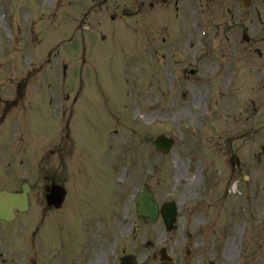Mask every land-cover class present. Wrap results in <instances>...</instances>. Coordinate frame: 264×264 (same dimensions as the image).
<instances>
[{
    "label": "rangeland",
    "instance_id": "rangeland-1",
    "mask_svg": "<svg viewBox=\"0 0 264 264\" xmlns=\"http://www.w3.org/2000/svg\"><path fill=\"white\" fill-rule=\"evenodd\" d=\"M101 1L0 0V190L33 184L0 264H264V0Z\"/></svg>",
    "mask_w": 264,
    "mask_h": 264
},
{
    "label": "water",
    "instance_id": "water-1",
    "mask_svg": "<svg viewBox=\"0 0 264 264\" xmlns=\"http://www.w3.org/2000/svg\"><path fill=\"white\" fill-rule=\"evenodd\" d=\"M157 145L163 151H168L171 147V141L165 137H160L157 140ZM28 187L23 186V192L0 191V218L12 220L15 217L14 209L25 211L29 207ZM63 198V197H62ZM61 198V199H62ZM139 213L155 220L158 217V205L152 200V194L144 193L138 197ZM163 215L168 225H171L176 218V209L170 204L163 208ZM135 264L133 257L122 259L121 264Z\"/></svg>",
    "mask_w": 264,
    "mask_h": 264
},
{
    "label": "flooded vegetation",
    "instance_id": "flooded-vegetation-1",
    "mask_svg": "<svg viewBox=\"0 0 264 264\" xmlns=\"http://www.w3.org/2000/svg\"><path fill=\"white\" fill-rule=\"evenodd\" d=\"M141 4H144V2L142 1ZM56 145H57V144H56ZM57 146H59V145H57ZM55 151H57V150L55 149ZM55 151H53V153H54ZM45 179H46L47 183H48V180H50L51 182H61V179H59V178H49L48 176H45ZM51 179H52V180H51ZM47 183H46V184H47Z\"/></svg>",
    "mask_w": 264,
    "mask_h": 264
}]
</instances>
